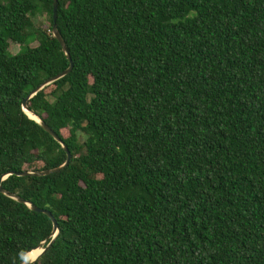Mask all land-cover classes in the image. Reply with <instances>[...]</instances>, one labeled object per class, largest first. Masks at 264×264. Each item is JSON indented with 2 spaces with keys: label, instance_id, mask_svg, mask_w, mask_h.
Returning a JSON list of instances; mask_svg holds the SVG:
<instances>
[{
  "label": "trees",
  "instance_id": "obj_1",
  "mask_svg": "<svg viewBox=\"0 0 264 264\" xmlns=\"http://www.w3.org/2000/svg\"><path fill=\"white\" fill-rule=\"evenodd\" d=\"M52 2L0 0V175L66 160L22 110L69 65ZM55 22L72 69L26 105L71 159L0 183L56 219L31 264H264V0H57ZM52 226L0 193V264Z\"/></svg>",
  "mask_w": 264,
  "mask_h": 264
},
{
  "label": "water",
  "instance_id": "obj_2",
  "mask_svg": "<svg viewBox=\"0 0 264 264\" xmlns=\"http://www.w3.org/2000/svg\"><path fill=\"white\" fill-rule=\"evenodd\" d=\"M56 9H57V0H53V2H52L53 23H52L51 31H52V35L60 43L63 52L65 53L67 59L69 60V65H68V67L66 69H64L60 73H58V74H56V75H54L52 77L47 78L41 84H39L37 87H35L32 90H30V92L22 100V110L25 113L28 110L29 112H31L32 114H34L38 119H35V118L30 117L26 113L29 118H31V119L35 120L36 122H38L41 125V127L46 132H48L56 141H58L61 144V146L63 147V149L66 152V160L60 166L55 167V168H51V169L38 170V171H26V170H23V171H18V172H8V173H4V174L0 175V183H1V181L4 178H6L8 175L13 174V173H15L16 175H19V176H26V175H47V174H50V173L57 172L61 168H64L65 166H67L68 163H69V161H70V159H71V154H70L67 146H65L63 144L62 140L54 133V131L47 124H45V122L42 121L41 118L38 115H36L33 111L29 110L27 108V105H26L27 100L29 98H31L33 95H35L38 90L42 89L43 87L47 86L48 84H50V83L54 82L55 80L63 77L64 75L68 74L71 71L72 66H73V62H72V59H71L70 54L68 52V49H67V47L65 45V42L62 39V37L60 36V34H59L58 30H57V27H56V22H55V19H56ZM0 193L4 194V195H6V196H8L10 198L15 199V200H17L20 203H23V204L28 205L29 208L32 209V210H34V211H39V212H42V213L46 214L52 220V224H53L52 231H51V234L47 237V239L50 238L49 242L45 245V247H41L39 245V246L33 248V249H36V248L41 247V251L38 253V255L35 258H33V259L26 258V254L28 252L24 255V260H23L22 264H31V263L35 262L42 254H44V252L49 248V246L52 243L53 239L57 235V233H58L59 230H58V226H57L56 219L53 217L52 213L49 210H47L45 208L36 207L35 205H33L30 202L24 200L23 198L17 196L16 194H13V193H10V192L4 190L1 187V184H0ZM44 242L45 241H43L41 244H43Z\"/></svg>",
  "mask_w": 264,
  "mask_h": 264
},
{
  "label": "rangeland",
  "instance_id": "obj_3",
  "mask_svg": "<svg viewBox=\"0 0 264 264\" xmlns=\"http://www.w3.org/2000/svg\"><path fill=\"white\" fill-rule=\"evenodd\" d=\"M35 23H39L40 25L43 26V28H48L49 22L46 18V16H38L37 18H34ZM10 53H16L19 50V46L17 44H10L9 48H8ZM63 134L66 136L67 135V131L64 130ZM79 138L81 140H83L84 136L83 133H79Z\"/></svg>",
  "mask_w": 264,
  "mask_h": 264
},
{
  "label": "bare ground",
  "instance_id": "obj_4",
  "mask_svg": "<svg viewBox=\"0 0 264 264\" xmlns=\"http://www.w3.org/2000/svg\"><path fill=\"white\" fill-rule=\"evenodd\" d=\"M26 113L32 117V118H35V119H38L34 114H32L31 112H29L28 110L26 111ZM41 251V247L39 248H36V249H33L31 251H29L27 254H26V258H29V259H33L35 258L38 253Z\"/></svg>",
  "mask_w": 264,
  "mask_h": 264
}]
</instances>
